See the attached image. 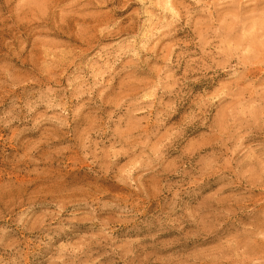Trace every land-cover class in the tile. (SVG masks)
I'll list each match as a JSON object with an SVG mask.
<instances>
[{
    "label": "rangeland",
    "instance_id": "1",
    "mask_svg": "<svg viewBox=\"0 0 264 264\" xmlns=\"http://www.w3.org/2000/svg\"><path fill=\"white\" fill-rule=\"evenodd\" d=\"M163 1L0 0V264H264V31Z\"/></svg>",
    "mask_w": 264,
    "mask_h": 264
},
{
    "label": "bare ground",
    "instance_id": "2",
    "mask_svg": "<svg viewBox=\"0 0 264 264\" xmlns=\"http://www.w3.org/2000/svg\"><path fill=\"white\" fill-rule=\"evenodd\" d=\"M161 1V0H159ZM211 2L208 5V1H206V5L209 8L215 7V5L222 4L223 8L226 4V8L228 12H233V16L231 18L227 16H223L221 19L223 21L229 20L233 26L235 27H240L243 23L250 21L253 23L254 26V31L250 33L251 37H249L247 40L249 42L251 41V47L256 48L260 44H254V39H257L258 37L261 36L262 31H264V24L260 22V18L264 17V0H210ZM163 4L165 6L169 7H175L176 4L173 0L170 1H163ZM249 9L252 13L262 10L261 16H259L258 19H255L256 16L250 17H243L241 15V12L243 10Z\"/></svg>",
    "mask_w": 264,
    "mask_h": 264
}]
</instances>
